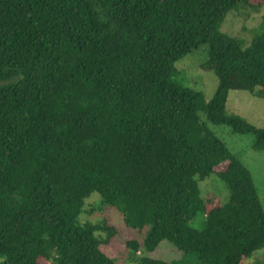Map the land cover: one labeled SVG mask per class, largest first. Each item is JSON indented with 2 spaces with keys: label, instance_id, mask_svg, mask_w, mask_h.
<instances>
[{
  "label": "trees",
  "instance_id": "obj_1",
  "mask_svg": "<svg viewBox=\"0 0 264 264\" xmlns=\"http://www.w3.org/2000/svg\"><path fill=\"white\" fill-rule=\"evenodd\" d=\"M240 4L254 3L0 0V264H180L151 256L162 241L196 264H243L264 248L252 175L209 127L264 149V126L226 111L229 90L264 98V16L248 44L220 31ZM202 44L209 100L171 79ZM210 174L225 201L201 195ZM93 193L96 209L148 227L124 263L100 249L114 225L80 220Z\"/></svg>",
  "mask_w": 264,
  "mask_h": 264
},
{
  "label": "rangeland",
  "instance_id": "obj_2",
  "mask_svg": "<svg viewBox=\"0 0 264 264\" xmlns=\"http://www.w3.org/2000/svg\"><path fill=\"white\" fill-rule=\"evenodd\" d=\"M250 1L254 4L258 3L260 7L257 8L254 4H240L227 13L220 27V31L235 38L241 44L250 42L264 16V0ZM207 51L208 45L202 44L176 61L171 79L175 83L201 91L205 99L209 100L216 91L218 78L213 71L201 68L207 59ZM226 111L243 117L256 127L264 126V98L252 95L248 91L229 90ZM209 127L250 171L259 202L264 209V149L253 148V136L249 133H233L226 125L209 124ZM198 184L201 195L213 192L219 195L222 201L226 200L227 188L224 182L215 174H210L203 180H199ZM98 197L97 193H93L92 196L85 200L80 220L82 222H96L107 219L110 224L114 225L118 230L117 236L111 239L109 243L101 244L100 249L103 253L116 260V262L124 263L125 241L134 239L142 242L148 227L141 230L129 228L124 224L120 213L115 208L106 207L101 211L96 209ZM92 208L95 210L90 212ZM196 224V221L193 222V225ZM99 237L104 238L105 234L99 232ZM151 256L172 263L196 264L197 262L194 254L182 253L168 241H162L158 249L151 253ZM243 264H264V248L253 253L249 259L244 260Z\"/></svg>",
  "mask_w": 264,
  "mask_h": 264
}]
</instances>
